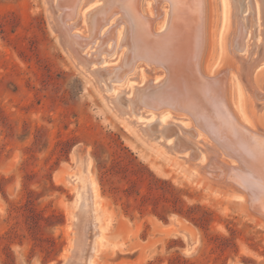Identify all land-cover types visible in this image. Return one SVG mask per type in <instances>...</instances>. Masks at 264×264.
Here are the masks:
<instances>
[{
  "label": "rangeland",
  "instance_id": "1",
  "mask_svg": "<svg viewBox=\"0 0 264 264\" xmlns=\"http://www.w3.org/2000/svg\"><path fill=\"white\" fill-rule=\"evenodd\" d=\"M157 1L158 6L161 0ZM243 1L237 6L240 18H253L251 2L245 9ZM204 4L206 38L200 72H208L216 59L210 77L224 82L232 58L217 55L210 43L214 11L211 0ZM160 5L154 15L161 11ZM254 21L247 51L235 46L234 58L248 59L264 44V22ZM256 30L262 32L260 40ZM72 32L87 35L79 26ZM127 49V55L133 52ZM82 54L104 60L75 65L50 23L44 0H0V264L64 261L73 236L70 208L76 196L65 176L75 165L74 158L86 153L92 161L101 219L110 217L107 245L97 264H264V215L248 201L233 198L237 185L212 178L220 175L218 168L209 165L213 173L208 176L197 172L203 163L193 157L194 150L189 149L188 155L182 151L183 132L192 126L178 120L167 124L179 129L171 146L165 136L154 139L142 133L137 122L134 126L142 137L136 135L124 121L130 118L103 99V94H111L104 84L120 82L88 79V75L94 79L91 70L116 64L119 52H105L94 43ZM151 66L157 68L146 67ZM171 75L166 72V83L176 78ZM129 81L143 92L151 89L149 81ZM118 91L122 101L132 100L125 85ZM140 111L137 105L128 114L138 119ZM256 120L264 130V112ZM154 123L162 125L157 118L149 125ZM196 140L200 146L204 142L201 137ZM184 231L195 240L189 251Z\"/></svg>",
  "mask_w": 264,
  "mask_h": 264
},
{
  "label": "bare ground",
  "instance_id": "2",
  "mask_svg": "<svg viewBox=\"0 0 264 264\" xmlns=\"http://www.w3.org/2000/svg\"><path fill=\"white\" fill-rule=\"evenodd\" d=\"M44 2L50 23L75 65L104 60L82 54L89 44L98 43L108 53L119 52L116 64L91 70L94 79L91 75H88V79L89 82H98L111 78L120 82L109 87L104 84V89L111 94H103V99L120 114L130 118L124 121L136 135L142 137L134 126L137 122L142 133L154 135V139L165 136L171 146L173 136L179 133V129L167 128V124L178 120L186 126L191 125L190 131L183 132L186 145L182 151L188 155L189 149L194 150L193 157L203 163L197 172L208 176L213 173H209V165L218 168L220 175L215 173L212 178L217 177L215 181L219 180V183L237 185L231 193L233 198L248 201L264 215V130L256 122L258 114L264 112V44L259 45L258 52L256 49L248 59L244 56L234 58L231 54L235 46L247 51L250 43H247V39L252 35L250 28L254 19L258 25L264 22V0H244V8L252 5L254 15L253 18L241 16L242 19L237 9L238 5H242L241 0H211L214 19L209 31L210 43L217 55L230 54L232 58L225 69L224 82L210 77L216 59L208 72H200L206 38L207 9L204 0H161L162 4H158L162 9L157 15H154L156 0ZM151 16L155 18L150 22L148 18ZM71 20V23H67ZM78 26L87 34L85 37L72 32ZM254 33L260 40L262 32L256 30ZM127 47L133 51L129 55ZM256 52L257 56L254 57ZM149 64L157 68L151 66L149 70L146 67ZM116 71L120 73L119 76L114 75ZM168 71L172 74L171 79L173 74L176 78L166 83ZM136 78L143 83L149 81L146 83L151 89L143 92V88L134 86L129 80ZM122 85L128 87L132 100L122 101L118 97ZM150 91L156 92V96L150 95ZM135 95L138 97L135 98ZM143 96L146 98L142 101ZM258 99L262 101L256 102ZM137 105L143 109L140 112L144 115L138 119L135 114V117L128 114ZM178 110L186 115H179ZM156 118L162 125L154 123L150 126L149 123ZM191 119L195 120L196 128ZM197 137L204 139L201 146L197 144ZM216 145L223 150L220 151ZM74 159L75 165L65 176L76 190L70 208L69 228L73 236L61 264H97L101 249L107 245L105 230L110 217L103 222L99 213V194L91 171V157L86 153ZM183 236L190 242L191 249L195 240L191 241L185 231Z\"/></svg>",
  "mask_w": 264,
  "mask_h": 264
},
{
  "label": "water",
  "instance_id": "3",
  "mask_svg": "<svg viewBox=\"0 0 264 264\" xmlns=\"http://www.w3.org/2000/svg\"><path fill=\"white\" fill-rule=\"evenodd\" d=\"M189 243H190L189 241L186 242V250H187V251L190 250V244H189Z\"/></svg>",
  "mask_w": 264,
  "mask_h": 264
}]
</instances>
